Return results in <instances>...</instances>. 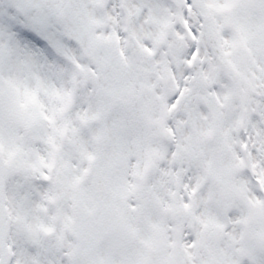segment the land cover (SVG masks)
I'll return each instance as SVG.
<instances>
[{
    "label": "snow or ice",
    "instance_id": "6c2138e0",
    "mask_svg": "<svg viewBox=\"0 0 264 264\" xmlns=\"http://www.w3.org/2000/svg\"><path fill=\"white\" fill-rule=\"evenodd\" d=\"M0 264H264V0H0Z\"/></svg>",
    "mask_w": 264,
    "mask_h": 264
}]
</instances>
